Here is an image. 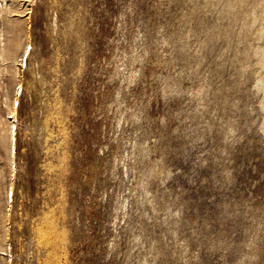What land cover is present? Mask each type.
Segmentation results:
<instances>
[{"label":"rangeland","instance_id":"1","mask_svg":"<svg viewBox=\"0 0 264 264\" xmlns=\"http://www.w3.org/2000/svg\"><path fill=\"white\" fill-rule=\"evenodd\" d=\"M0 264H264V0H0Z\"/></svg>","mask_w":264,"mask_h":264}]
</instances>
